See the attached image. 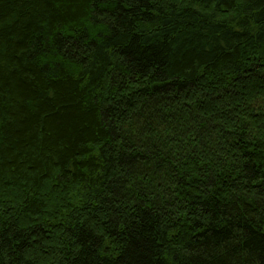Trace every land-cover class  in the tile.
Here are the masks:
<instances>
[{
    "label": "trees",
    "instance_id": "obj_1",
    "mask_svg": "<svg viewBox=\"0 0 264 264\" xmlns=\"http://www.w3.org/2000/svg\"><path fill=\"white\" fill-rule=\"evenodd\" d=\"M0 264H264V0H0Z\"/></svg>",
    "mask_w": 264,
    "mask_h": 264
}]
</instances>
